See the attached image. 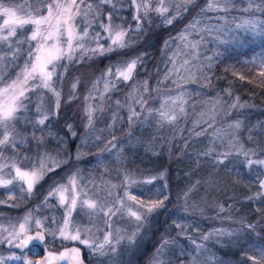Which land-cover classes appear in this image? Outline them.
<instances>
[{"label":"snow or ice","instance_id":"snow-or-ice-1","mask_svg":"<svg viewBox=\"0 0 264 264\" xmlns=\"http://www.w3.org/2000/svg\"><path fill=\"white\" fill-rule=\"evenodd\" d=\"M239 2L244 6L238 8V0H207L197 16L174 38L180 42L179 51L168 57L164 81L175 77L173 83H176V88L153 89L149 87L148 80L142 83L136 80L137 69L143 68L149 58L148 50L130 57L127 50L142 43L155 23L163 27L173 26L191 6H195L197 0H0V189L7 190L8 197L7 200L0 199V205L14 207L16 205L9 201H14L17 195L31 198L46 177L50 181L46 195L35 209L26 212L15 223L7 226L0 223V245H6L9 249L7 255L0 253V264H84L81 248L77 245L84 246L98 264H123V256L135 247L141 232L150 227L153 214L167 207L170 194L166 191V173L140 180L124 173L120 184L108 182L89 189L83 183L75 163L83 155L79 147L74 156L66 153L63 159L47 151L33 157L22 149L32 143L38 150L44 149L47 144L45 129L48 130L47 137L57 139L61 146L65 144V139L53 132L48 122L59 118L61 101L64 99L62 82L69 64L116 53L126 58L110 65L96 77L84 95L81 147L89 143V135L97 132V119L113 106L116 111H113L112 123L108 128L118 130L117 125L125 122L118 112L127 108L129 138L135 124L143 125L149 121H154L158 130L168 126L177 134L182 133L184 129L179 127L178 122L187 120L195 106V101H189L194 96L203 100L205 94L196 89L189 91L186 85L177 83V80L188 79L190 84L203 80L199 88H208L213 77L207 73L214 67L217 58L224 54L219 51V46L231 45L240 49L252 44L264 45V0ZM125 11H131V22L123 15ZM236 12L240 15H233ZM210 13L215 15L210 16ZM213 20L215 24L211 23ZM205 33L212 36L217 51L213 56L205 57L207 63L202 64L199 49L205 41ZM135 36L140 39H135ZM194 36L198 39H193ZM169 40L164 42L165 49L169 46ZM189 55L191 59L181 60V56ZM21 60L22 65L19 63ZM9 66L19 68L14 77L5 71ZM259 75L264 77V57L260 58ZM239 78L245 79L242 75ZM79 83L80 78H75L65 102L78 98L76 90ZM120 84L126 85L129 91L123 101L116 99L113 103L111 94L120 90ZM153 92L159 99V107L151 106ZM224 92L232 96L230 89ZM244 107L246 104L239 103V97L229 104L221 101L218 95L214 110L228 109L226 114L231 116L233 109ZM21 123L31 125L32 131L28 135L18 130ZM197 127L200 131H195ZM240 127L241 121L236 120L226 129L216 128L211 133L212 146L198 153V156L211 157L213 167L230 164L232 167L228 170H235L238 176L254 166L264 169V159L259 158L255 150L245 147L237 136ZM209 128H213V123L194 121L193 129L189 131L202 136L208 133ZM65 129L70 139L80 135L71 123H66ZM100 132V135H94L95 141L104 145L98 155L115 150L114 160L120 162L124 151L122 140L114 134L106 139L102 135L103 130ZM217 143L223 151H217ZM104 163V159L98 160V164ZM65 166H70L69 174L60 180L49 175ZM117 174L119 176L120 172ZM158 180L165 181L161 185L164 191L156 189L152 196L141 198L129 191L135 185L151 186ZM255 183L257 191L246 199L264 204V171L256 173ZM117 188L122 189L123 195L113 193L112 189ZM191 190L189 188L183 194L185 212L195 208L190 209L187 204ZM147 191L152 192L153 189L148 187ZM52 200L58 202L55 206L64 209L59 220L55 216L37 214L42 207H53ZM126 201H132L135 207L129 206ZM217 207V217L228 210L224 204ZM256 211L261 212V207L257 206ZM200 212L202 214L203 210ZM74 213L88 217V224L82 226L77 223ZM123 216L135 222V230L129 235H122L121 229L113 225V217ZM225 219L239 226L214 228L199 239L186 235L190 227L192 231L199 232L198 225L193 227L181 220H174L177 236L163 237L149 264H170L167 256L177 249L181 264L185 256L188 264H220L213 254L205 255L210 253L209 243L223 246L225 240L232 241L248 233L264 239L257 231L259 222H247L244 218L233 220L230 216ZM100 223L102 227L98 226ZM181 240L186 243L182 245ZM57 242L61 251L55 250ZM187 245H191V252L185 251ZM41 252L44 255L41 256ZM241 255L251 264H264V245L254 244Z\"/></svg>","mask_w":264,"mask_h":264},{"label":"trees","instance_id":"trees-1","mask_svg":"<svg viewBox=\"0 0 264 264\" xmlns=\"http://www.w3.org/2000/svg\"><path fill=\"white\" fill-rule=\"evenodd\" d=\"M206 2L207 0H197L195 6H191L189 11L183 14L182 18L173 26L163 27L158 22L155 23L152 30L144 37L142 43H138L134 48L127 50L129 57L145 49L149 52V58L144 67L137 69L139 71L138 81L142 83L144 80H148L149 87L153 89L157 87L163 88L164 86L169 88L171 86L169 80L163 81V85L154 86L155 76L158 77L161 73L158 65L161 54L165 50L163 41L172 30L182 27L181 30L179 29L182 31L197 16V13L205 6ZM243 6L244 4L238 0L237 7ZM123 15L128 22H131V11H126ZM209 15L214 16L215 14L210 13ZM233 15L239 16L240 13L236 12ZM211 23L215 24L216 21L213 20ZM204 35L205 41L200 61L202 64L207 63V60L204 59L205 57L213 56L217 51V45L212 36L207 33ZM136 37L137 40L140 39L139 36H135L134 38ZM226 48L228 49L227 51H225ZM219 51L224 53L223 56L217 58L214 67L207 73L213 77L211 85L208 87L210 91L208 94L213 93L216 96H224L229 104L233 102L235 97H239V103L246 104L244 108L233 109L231 116L226 114L229 111L226 109L224 117L229 120L241 121V127L237 130V136L245 144V147L259 151L257 155L261 158L264 156V77L259 75V67L260 58L264 56V45L252 44L240 49L231 45H221L219 46ZM116 60L113 59L110 62L113 63ZM101 62L99 58L82 62L78 65L79 68L77 69L75 68L77 66L74 67V63L69 64V70L65 74L63 82L66 84V78L77 74H80V78H84L88 74L95 76L99 74L100 76V73L106 68L105 60L103 59ZM19 63L22 65L23 61L21 60ZM18 69V67H15V73ZM152 69H155V71L151 74ZM233 73H237V75H233ZM147 75L150 76L148 77ZM241 75L245 77L244 80L239 78ZM179 81L188 82L185 85H190L189 90L196 89L197 91L201 90L196 85L204 83L203 80L198 81L197 84H190L188 79ZM226 89L231 90L232 96L225 94L224 90ZM117 97L115 93L112 94L113 103ZM120 99L122 100V97ZM49 101V104H51L50 99ZM150 103L153 104L152 102ZM156 104H159L158 98L152 107H157ZM113 111H116L114 106L102 114L103 117H100L95 124L97 132L94 135H100V130H103L102 135L106 139H110L111 135L114 134L122 140L124 149L122 160L118 163L116 162L120 172H129L137 180L142 179V177L158 175L162 172L166 173V191L170 194L169 200L166 201L167 207L158 210L155 216L153 214L150 227L142 231V235L145 233V240L142 241V246L139 249L140 252L138 251V255L136 256L138 257L137 260L147 256L155 243L163 236H166V234L173 237L177 236L178 230L173 227L174 220H181L193 227L198 225L199 232L192 231L190 227L186 235L199 239L204 231H210L214 228H235L239 226L225 219V217L230 216L233 220L244 218L247 222H259L257 231L260 232V237L264 238V204H261L259 201H248L246 199L257 191L255 183L256 173L264 171V169L254 166L252 170L245 169L238 176L235 170H228L232 167L230 164L213 167L211 157L198 156V153H202L212 146V137L209 129L207 134L196 136L195 132L189 131L193 129L190 120L186 121L187 124L184 128H182L184 124V122H181L182 119L178 122L179 127L184 129L178 135L173 134L174 129L168 126H164L163 129L158 130L154 121L145 123L143 129H140L142 125L137 123L131 128L132 135L129 138L127 133L130 126L126 122L128 115L126 108H122L118 112V115L125 120L124 123L117 125L118 130L108 128V125L112 123ZM78 116V112L75 111V103L64 102V99H62L59 118L50 120L48 124L53 132L65 139V144L61 146L57 139L47 137L48 130L45 129L47 144L44 149L38 150L35 143H32L25 146L22 151L26 153L34 151L37 155L39 152L49 149L60 158L64 157L68 152H74L77 145L76 142L74 143L75 139L67 137L65 124H73L78 133L84 134V128L81 130ZM209 122L214 123L212 119ZM203 126L206 127V125ZM18 130L22 134L28 135L32 131V127L31 125L21 123L18 126ZM195 131H200V128L197 127ZM37 134L39 135V133ZM94 135H89V139H95ZM49 140L53 142L48 143ZM185 141H187L186 147ZM99 144L101 143L97 141L90 142L88 147L89 152L92 153V149L96 150V145ZM30 147L33 148L29 149ZM223 150L217 143V151ZM109 154L111 157H114L115 150ZM88 158L90 157H85L80 162V167L87 165ZM198 181L200 182L199 184L197 183ZM164 183L165 181L158 180L154 185L148 187L158 189ZM189 188L192 190L187 197L188 206L190 209H193L192 204L199 203L203 210L202 214L200 212L201 209H193L189 212L183 211L185 206L183 194ZM134 189L142 192L143 186L138 185ZM174 204L176 206H173ZM219 204H224L228 210L220 213V216L217 217V212L219 211L217 205ZM257 206L261 207V212L256 211ZM185 243L184 240H181L182 245ZM254 244L264 245V239H258L253 234L248 233L239 238H233L232 241L225 240L223 246L209 243L210 253L205 255L213 254L220 264H251V261L242 256L241 253L245 249L251 248ZM187 247L185 248L186 252ZM249 254L256 253L250 252ZM167 259L170 261V264H181L179 250L171 252L167 256ZM183 264H188L186 256L183 258Z\"/></svg>","mask_w":264,"mask_h":264},{"label":"rangeland","instance_id":"rangeland-1","mask_svg":"<svg viewBox=\"0 0 264 264\" xmlns=\"http://www.w3.org/2000/svg\"><path fill=\"white\" fill-rule=\"evenodd\" d=\"M178 2H180V0H178ZM179 29L181 30L182 27H180ZM179 29L172 30V32L166 37V39L164 41L162 40L163 44H164V42L166 40H169L170 37L173 38L172 40H169L168 48L165 49L161 54V59L159 61V65H158L159 69H161V73L158 75V77L155 76V85H154L155 87H157L159 85H163V82L158 83V81H164V75H165V72H166L167 66H168L167 65L168 57L172 56L174 52L179 51L178 45L180 44V42L174 39L177 36V34L181 32ZM135 39H137V37ZM193 39H198V37L194 36ZM203 44H204V42H202L200 45V49H199L200 54L202 53V48L204 47ZM128 56H129V54H128ZM98 58H99L100 62L103 59L106 62L105 63L106 68L101 72V73H103L110 65H115L119 60H123L126 57L124 55L116 53V54H110V55L102 56V57H98ZM98 58H96V59H98ZM184 58L191 59L192 57L190 55L188 57L181 56V60ZM113 59H117V60L114 61L113 63H111L110 61ZM96 62H98V61H96ZM96 62H94V63H96ZM79 64L74 63V67L77 66L75 68L76 69L79 68L78 67ZM101 64H102V62H101ZM101 69H99V71H101ZM5 71L8 72L9 75L14 77L15 67L9 66L7 69H5ZM17 71H19V69ZM154 71H155V69H152L151 74ZM101 73H100V75H101ZM138 75H139V71L137 70L136 80L139 77ZM98 76H99V74H97L96 76L92 75V74H88L84 78L83 77L80 78L81 77L80 74H77L73 77L66 78V80H65L66 84L64 82H62V89L61 90H62V95L64 97V102H65L67 97H68V94L70 92L72 82L74 81L75 78H77V77L80 78V83H79L78 88L76 90L78 98L73 99L69 103H72V102L75 103V111L78 112V114H79L78 119H79V125H80L81 130H82V128H84V120H83L84 100H83V98H84V95L87 93L88 89L91 87L92 81L95 80V78ZM147 76L149 77L150 75H147ZM174 79H176V78L173 77L172 79H169V81H170L169 83H171L170 84L171 86L169 88H167V86L166 87L164 86L163 88L162 87H157V88H160V89H170V88L174 89V88H176V83H173ZM137 82H140V81L137 80ZM129 83H131V82H129ZM177 83H182L185 85L188 82L185 83V82H180L179 80H177ZM189 86L190 85H187L188 90H189ZM196 86L199 87V85H196ZM119 88H120V90L118 92H115V95H116V97L118 96L117 99H120V97H122V100H123L124 97L127 95L129 88L124 84H120ZM200 90L205 94L204 98H203V100H201L200 97L194 96L192 98V100L189 101V103H192L193 101H195V106H194V109H193L190 117L187 120H185V119L181 120V122H184L182 128L185 127V125L187 124L186 121H188V120L191 121V125L193 126L194 121H208L209 122V120H211L214 117L215 120L213 123V128H209V133L211 134L216 128L226 129L229 124L234 122V119L229 120V119L224 117V112L226 109H224L222 111L214 110V107L217 104V97L218 96L213 95V93L208 94L210 92L208 88L200 89ZM189 91H191V90H189ZM112 94H114V93H112ZM152 97H153V99L151 102L153 104H151V106H154L156 103V99H157L155 92L152 93ZM219 98L221 101H226L224 96H219ZM158 101H159V99H158ZM156 106L159 107V104H156ZM126 111H127V108H126ZM127 114H128V112H127ZM102 117L103 116H101V118ZM99 119L100 118H98L97 121ZM144 125L145 124H143L140 129H143ZM173 134L178 135L175 131L173 132ZM83 135H84L83 133H80V135H78L75 138L74 143L76 142L77 147L76 148L74 147L75 148L74 152H68L74 156L78 150V147H79V151L83 153L82 158L79 161L75 162L77 167L80 170V176L82 177L83 183L89 189H92L93 185L104 186V185L108 184V182L113 183V184H120L121 180L123 179V174L125 172L119 171V169L117 168L116 161L114 160V157H111V155L109 153H104L102 155H98L99 149L104 147L103 143L96 145V150L92 149V153L89 152L88 147L90 145V142H92V143L95 142V139H89V137H88L89 143L87 145H84L81 147V140H82ZM52 142H53L52 140L48 141V143H52ZM31 148H33V147H30L29 149H31ZM45 151L49 152L53 156H56L54 154V152L49 150V149H47ZM255 152L258 153L259 151H255ZM27 154L29 156H33V157L36 156V153L34 151H30ZM87 154H89V155L86 156ZM64 157H62L61 159H63ZM85 157H90L87 159L88 163L86 166L80 167V162ZM99 159H104L105 163L102 165L98 164ZM261 159H264V156H262ZM69 170H70V166H65L64 169H58L56 173L49 174V175L50 176L54 175L57 180H60L61 178L65 177L67 174H69ZM71 170L74 171L75 169H71ZM118 171L120 172L119 176L117 174ZM128 174H130L134 179H136L133 174H131L129 172H128ZM144 178H146V177H144ZM49 184H50V181L46 177L45 180L40 185H38L36 187L35 195L33 197L25 199V198H21L19 195H17L14 201H9L10 204L14 203L16 206L10 207L7 205H0V218H3V219H0V223H3L6 226L11 224V223H15L19 220V218L23 217L26 214V212H28L29 210L35 209L36 205L40 204L41 201L43 200L44 196L46 195V193L48 191ZM135 186H138V185H135ZM135 186L131 187L129 189V191L131 192V194L140 196L141 198L152 196V195H154V193L156 191V189L154 188L152 193H151V192L147 191L148 186H143V191L141 192V191L134 189ZM152 187H154V186H152ZM158 189H161V188H158ZM6 191L7 190H5V189H0V199H5V200L8 199V197L6 195ZM112 191L114 194L119 192L120 195H123L122 189L117 188V189H112ZM161 191H163V189H161ZM57 203H58L57 201L52 200L51 204L54 205L53 207H42V208H40V210L37 214L40 216H50V217L55 216L59 220L63 216L64 209L60 208L59 206H55V205H57ZM126 203L129 206L135 207V205L132 201H126ZM187 204H189V203H187ZM173 206H176V205L174 204ZM193 206H195L194 209H201V206L199 203L192 204V207ZM155 215L156 214L154 213V216ZM74 219L77 221V223H79L82 226L87 225L89 222L88 217H86L82 214H79V213H74ZM113 225H114V227L121 229L122 235H129V234H131V232H133L135 230V222L130 220L127 216L113 217ZM98 226L102 227L103 225H102V223H100ZM93 232L95 233V229H93ZM206 232H208V231H204L202 234H204ZM141 235L142 234H140V236L137 238V244L135 245V247L132 248L130 251H128L123 256V258H122L123 264H129V262H130V264H149L150 259L153 256L156 247L161 242V239L163 237H173L171 235L166 234V236H163L159 241H157L155 243V245L150 250V252L147 256H144V258H140L139 260H137L138 257H136V256L138 255V251L142 246V241L145 240L144 239L145 233L142 236ZM92 238H94V236ZM69 245H71V244H69ZM77 246H79L81 248V252H82L81 254L83 256L82 258L84 261H86V264H98L97 259L94 257H91L89 254V251L84 246H80V245H77ZM187 246H188L186 249L187 252H191L192 251L191 245H187ZM61 249L62 248L59 246V242H57V245L55 246V250L60 251ZM8 252H9V249L6 245H0V253L7 255ZM33 259H35V257H33ZM17 264H18V262H17ZM241 264H244V263H241Z\"/></svg>","mask_w":264,"mask_h":264},{"label":"flooded vegetation","instance_id":"flooded-vegetation-1","mask_svg":"<svg viewBox=\"0 0 264 264\" xmlns=\"http://www.w3.org/2000/svg\"><path fill=\"white\" fill-rule=\"evenodd\" d=\"M81 253H82V252H81ZM42 254H43V252L40 253V255H42ZM82 257H83V256H82ZM84 262H85V264H86V261H84Z\"/></svg>","mask_w":264,"mask_h":264},{"label":"water","instance_id":"water-1","mask_svg":"<svg viewBox=\"0 0 264 264\" xmlns=\"http://www.w3.org/2000/svg\"><path fill=\"white\" fill-rule=\"evenodd\" d=\"M69 246H72V245H69ZM61 250H62V249H61ZM61 250H60V251H61ZM42 255H44V253H43ZM42 255H41V256H42ZM57 264H58V262H57ZM84 264H85V262H84Z\"/></svg>","mask_w":264,"mask_h":264}]
</instances>
